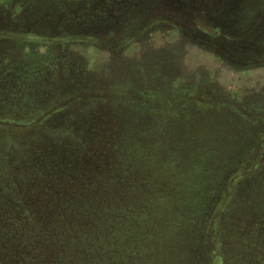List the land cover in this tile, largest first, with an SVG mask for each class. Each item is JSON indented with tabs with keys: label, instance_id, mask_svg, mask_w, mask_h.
<instances>
[{
	"label": "rangeland",
	"instance_id": "1",
	"mask_svg": "<svg viewBox=\"0 0 264 264\" xmlns=\"http://www.w3.org/2000/svg\"><path fill=\"white\" fill-rule=\"evenodd\" d=\"M120 2L107 0L108 7L98 10L107 15L122 10L101 28L92 27L88 9L60 27L45 20L51 10L45 9L30 28L24 22L0 28V88L12 74L10 64L21 62L19 107L13 113L0 109V130L8 128V120L32 128L31 120L53 116L83 122L54 123L52 130L90 131V140L81 134L85 141L70 150L59 144L22 149L26 161L21 162L43 163L35 173L48 169L43 178L49 184L36 193L70 197L68 177L77 168L84 186L76 201L86 199L101 211L107 203L108 210L120 209V225L110 240L103 222L98 236H87L89 247L83 244L79 255L73 246L67 257L72 264H264V0H197L205 20L195 22L149 13L140 21L142 13L123 10ZM16 5L24 18L25 0ZM4 11L14 13L0 4ZM15 33L19 48L10 45ZM42 42L55 49L58 61L40 64L48 57ZM40 73L58 83L41 87ZM64 74L73 77L74 92L82 89L79 95L70 92L72 99ZM61 90L64 98L57 95ZM44 91L43 112L27 107L28 98L37 104ZM120 130L148 136L136 139L121 166L115 148ZM68 151L75 155L64 161ZM60 154L62 162L56 161ZM27 184L26 177H16L0 187V264H50L56 257L54 235L44 243L36 238V226L15 228ZM16 232H22L17 242ZM101 235L109 240L105 251L91 244ZM37 249L39 259L30 260Z\"/></svg>",
	"mask_w": 264,
	"mask_h": 264
},
{
	"label": "trees",
	"instance_id": "2",
	"mask_svg": "<svg viewBox=\"0 0 264 264\" xmlns=\"http://www.w3.org/2000/svg\"><path fill=\"white\" fill-rule=\"evenodd\" d=\"M19 0H0V4L4 6V8L10 9L11 6L14 9V13L9 16V14L4 11L0 13V28L2 26H8L11 27V29H15V27H18L19 24H22L23 22L28 26V28L31 27L33 24V19L36 18L38 15H41L44 13L45 9L50 10L49 14L47 15L45 20H54L58 21L59 27L60 24L62 25L64 22L68 21V18H71L73 14H81L84 9H88L92 11L90 14V20L91 25L94 28H101L102 26L109 25V23L113 20L112 15H116L121 13V11L114 12L112 15L109 14H103L98 13V10H103V8H107L108 5H105V2L107 0H88L87 2L81 3L80 0H25V7H24V18L21 17L20 14V7L16 5V2ZM197 0H137V2H134L133 4L129 2V0H123V2H120V8L124 10L125 6H127L128 9H132L135 11V14H141L143 16H138L136 18H140V21L145 20L144 16L145 14L150 15V17H156L158 19H171V20H182V21H192L195 22L197 19H204L201 15V9L198 8L196 4ZM212 1V0H211ZM104 5V6H103ZM54 9L56 10L54 12ZM200 9V10H198ZM98 14H96V12ZM95 12V13H94ZM107 12V11H106ZM56 13V18H53ZM80 16V15H79ZM77 17V16H76ZM154 17V18H155ZM58 18V19H57ZM75 18V17H74ZM77 19V18H75ZM151 20V19H150ZM205 20V19H204ZM42 21V20H41ZM74 21V20H73ZM72 21V22H73ZM110 21V22H108ZM3 30V29H0ZM18 33H15L14 40L11 41L10 45L11 47H20L22 44V41L17 36ZM40 45L46 47V55L48 56L46 59H41L40 64H46L49 61H58L60 58L56 57L55 49L51 45H47L44 42H42ZM27 47H31L32 45L27 44ZM20 63L19 61H16L13 64H10L12 67H8L7 71L12 73L8 76V81L4 82L3 86L0 88V109H5L11 113H13L15 110L18 109L19 103L18 99H16V93L19 87L17 77L20 75ZM15 71V72H14ZM47 73H40L38 74V84L41 87H45L46 85H56L58 83V80L56 78L50 79L47 78ZM63 81H68L69 89L66 90L67 97L72 99L74 94L71 95L70 92L80 94L82 89H79L80 92H74L72 88L73 86H76L75 83H73V77L69 74L67 76L64 74V76H61ZM48 79V80H47ZM62 81V82H63ZM80 88V87H79ZM77 91V90H76ZM63 91H58L57 95L59 98H64L66 94L63 92V95L61 94ZM44 96H40L37 104L34 105L31 103V97L27 105V107L34 108L38 112H43V107L47 105V93L43 92ZM88 95H93L90 92H86ZM42 97H47L46 100H44ZM79 100L82 101H88L90 99L89 97L82 98L81 96L78 97ZM97 102V99L94 103ZM32 104V105H31ZM75 106V105H74ZM52 117L47 118L44 116V119L40 121L39 123L35 122L34 120H31V126L32 128L24 127L23 125H20L21 123L18 121H9L8 128L6 127L5 130H0V187H6V183L10 185V180L14 179L16 177L24 179H28V186L22 185V188L24 191L23 198L26 201L25 202V208L24 212H20V214H15L18 216L19 221L15 223V228L20 230L21 226L23 228L29 227L33 228V226H36L34 228L36 230V238L40 237L41 240L44 239V243H48V239H50L51 236L54 235V241L52 242L54 244V247L57 248V251L54 250L53 255H55V259L52 260V257L49 261L50 264H56L59 262L60 264H72L73 258L67 257L68 254H70V251H72L73 246H76L78 248L77 254L80 253L82 250V245L87 243V236L93 237L98 236L99 231L98 228H102V223L105 222L108 227V232L111 233V236L108 238L109 240L112 238V235L116 232V229H118L119 225H117L118 221H121L120 214H117L116 211L120 209H115V205L112 209L108 210L107 204H105V210L101 211L100 209H96L95 207H90L86 205L85 200L81 199L79 201L75 200V196L79 195L77 192L81 189V187L84 186V184H81L78 180L79 175H76L75 173L78 171L77 168H75L74 173L69 176V182L70 185L73 186V189L69 190L67 192L69 196H66L65 199L58 194V196L51 195V193L44 192L45 196H40V194H37V189H42V184L48 186V182L43 177L46 175V170L41 171V173H35L36 168L38 165H43L41 162L40 164L33 163L34 169H32L33 166L29 165L28 163L21 162L24 159V154H22V149L27 151V149L30 148L31 150L37 145V146H49L48 148H51L52 146H55L56 144L63 145L65 148H69L70 145L78 143L84 138L81 136V134H87L90 140V131L87 130H77L76 132L74 130L67 129V130H52L50 129L51 124H57L58 126L62 125H73L76 122H80L82 124V120L80 119H69L70 122L66 119H58L55 121L52 119ZM46 120V121H45ZM47 120L51 121V123H48ZM94 122V121H93ZM90 122L87 123L89 125ZM40 125L41 129L35 130V126ZM47 125V126H46ZM86 129V128H84ZM2 131V132H1ZM92 131V130H91ZM115 131V130H114ZM39 132H41V136L38 137ZM89 132V133H87ZM138 130H120V132L116 134L117 143L115 144V148L119 152V160L118 163H120V166L123 164H127L126 155L129 152H132L137 146V140L138 141H144L146 140L145 137L148 138V136H143L139 133ZM110 135L108 134L105 138L106 140H109ZM114 137V136H111ZM85 141V140H84ZM32 146V147H31ZM70 150V148H69ZM14 152L17 154L14 155ZM67 157L64 159V161H69L70 156L75 155V152L69 153L66 152L65 154ZM63 155H59L56 161L62 162ZM23 161H26L24 159ZM40 161V160H39ZM24 163V164H22ZM45 167V166H44ZM13 174H9V171ZM34 170V172H33ZM20 174L17 175L18 172ZM57 171L60 172V169L57 168ZM53 172V171H52ZM57 175V173H53V175ZM32 176H37V178H33L30 180ZM26 181V180H24ZM42 181V182H40ZM45 181V182H44ZM37 183V184H36ZM46 183V184H45ZM52 186V185H51ZM49 186V187H51ZM70 188V187H69ZM27 190L31 193L28 194ZM43 190V189H42ZM45 190V189H44ZM55 190V189H54ZM46 191V190H45ZM76 192V194H74ZM34 193V195H33ZM40 196V197H38ZM97 197V196H95ZM30 198V199H29ZM74 199V200H73ZM88 200V199H87ZM97 201V200H94ZM34 202V205L32 203ZM31 203V204H30ZM106 203V202H104ZM103 204V202H102ZM112 204V203H111ZM39 205V206H37ZM27 208H31L28 212ZM73 211V212H72ZM72 213V214H71ZM115 213V215H112ZM76 216H75V215ZM112 215V216H111ZM73 216V217H72ZM41 217V219H39ZM9 220V218H8ZM73 222H76L74 224ZM81 223L82 227H79L78 224ZM85 223V224H84ZM73 227V228H72ZM106 228V227H103ZM22 234L19 232H16L14 234V239H16L19 235V238L16 239V242L20 240V235ZM42 235V236H38ZM34 238H30L29 242H32ZM35 240V239H34ZM93 238L92 241V247H101L103 251H105L106 245H109V240L105 238L104 236H100L97 241ZM14 242V241H13ZM14 242V244L16 243ZM84 242V243H83ZM53 247V246H52ZM89 247V246H88ZM111 247V246H110ZM109 247V249H110ZM40 251L37 249L34 253L33 251L30 252V260L32 259H39ZM72 254V253H71ZM92 254V251L90 252ZM80 255V254H79ZM78 255V256H79ZM18 256V255H16ZM44 257V256H43ZM77 257V256H76Z\"/></svg>",
	"mask_w": 264,
	"mask_h": 264
}]
</instances>
